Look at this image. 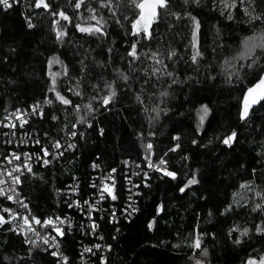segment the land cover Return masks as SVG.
Masks as SVG:
<instances>
[{
	"label": "trees",
	"instance_id": "obj_1",
	"mask_svg": "<svg viewBox=\"0 0 264 264\" xmlns=\"http://www.w3.org/2000/svg\"><path fill=\"white\" fill-rule=\"evenodd\" d=\"M46 2L48 9L36 7V0H9L7 9L0 4V160L11 150L35 154L45 146L51 148L56 140L66 142L72 137L69 132L77 131L75 147L67 146L47 165H30L31 172L25 166L19 173L22 183L15 185L30 214L70 221L60 225L64 236L51 230L59 252L68 257L67 264H194L193 257L200 258L202 251L189 246L196 232L202 234V247L208 249L206 264H245L250 256L264 255V233L256 232L257 226L264 227V208L253 210L257 203L264 205V198L256 195L264 193V106H255L246 121L240 120L242 93L254 82L256 73L245 69L243 78L232 83L225 75L229 71L225 58L234 55L240 41L252 31L244 20L243 5L237 11L222 8L219 0L215 4L213 0H170V11L181 13V18L161 14L151 38L136 35L134 40V13L127 0H82L80 9L74 7L76 0ZM60 10L70 20L53 15ZM227 11L235 19L228 20ZM185 12L201 25L199 47L204 56L196 64L190 60L191 48L186 47L192 23ZM93 14L98 20H91ZM29 22L32 28L27 26ZM98 22L104 33H83L75 27ZM57 30L67 34L57 38ZM133 42L139 53L135 60L128 55ZM172 50L176 54L169 59ZM153 52L159 53L163 64L148 58ZM53 56L62 63L49 66ZM164 65L178 78L177 83L153 74L154 68L164 70ZM114 69L130 79L124 82ZM49 72L55 74L56 90L70 99L71 105H63L55 92L49 91ZM105 82H114L117 90L116 99L108 106L92 100L107 94ZM165 91L168 95L161 96ZM137 94L144 99L143 105L136 100ZM46 98L53 103H44ZM90 100L97 109L94 113L73 107ZM37 102L42 116L32 111ZM201 104H207L211 112L196 131L195 109ZM155 105L168 111L151 119L155 112L144 108ZM17 109L29 116L27 123L21 127L18 121L14 129L33 133L39 144L8 138L9 112L18 113ZM53 115L58 119L52 120ZM81 116L85 122H80ZM232 130L237 131L236 142L224 145L223 137ZM177 135L178 141L173 139ZM149 141L153 149L146 152ZM176 143L180 147L170 151ZM146 156L157 165L163 156L177 177L149 167ZM94 162L98 168L93 167ZM100 172L105 183L114 185L116 199L105 193L103 211L94 214L97 229L93 232L85 222L84 209L97 205L95 176ZM193 174L199 183L180 192ZM74 182L82 209L69 204V188ZM244 182L248 187H241ZM129 199H135L136 211L125 214ZM9 207L13 208V203L0 196V212L6 217L0 224V264H65L62 256H53L55 250L34 233H28L27 239L37 243L25 242V234L16 228L21 218H14L15 224L7 220L4 209ZM245 228L249 231L242 235ZM237 238L240 244L233 242ZM89 248L91 251H86Z\"/></svg>",
	"mask_w": 264,
	"mask_h": 264
},
{
	"label": "snow or ice",
	"instance_id": "obj_2",
	"mask_svg": "<svg viewBox=\"0 0 264 264\" xmlns=\"http://www.w3.org/2000/svg\"><path fill=\"white\" fill-rule=\"evenodd\" d=\"M103 2V0H101ZM194 2L199 3L200 0H194ZM216 0H213V3L215 4ZM109 3H111V0H109ZM128 5L130 8L133 10L134 13V18L131 20V32L133 34V39L135 40L136 35H146L147 37L151 38L152 32L151 29L153 25L158 22L161 19V14H163L164 17L168 16H175L177 19L181 18V13L178 12H172L170 11V0H127ZM185 3H188V0H185ZM220 6L224 9H237L239 11V6L243 5V11H244V20L247 24L252 26V31L249 35L245 36L239 44L238 50L234 55L231 57H226L225 58V65L229 69V71L226 72V81L228 83H232L234 80H240L243 78L245 69L250 70V71H255V76L252 77V80L254 82H250L249 85L246 87V89L242 93V99L240 100V108H239V119L242 121H246L247 118L250 116V111L253 109L255 105H261L262 102H264V63H261L264 61V0H219ZM0 4H2L6 9L10 8L11 5L9 3V0H0ZM43 6V8L48 9L50 8V4L46 2V0H36V7ZM82 6V0H76L74 7L76 9H80ZM90 11L92 13L96 12V9L91 8ZM53 15H59L62 17L64 20H70V17L63 11L60 10L58 13H53ZM184 16H187L189 20L192 23V28L190 30V40L189 44L186 45V47L191 48V55H190V60L193 62V64H196L198 62V58H202L204 56V53L200 50L199 44H200V39H199V32H200V21L192 16L190 13L185 12L183 14ZM226 18L228 20H233L235 19L234 15L232 14L231 11H227L225 13ZM91 20H98V17L93 14L91 17ZM125 19H128L127 16H125ZM99 21L103 22V17H99ZM119 22V21H117ZM55 23V21H54ZM255 24H259V28H255ZM29 28L33 27V24L31 22L28 23L27 25ZM75 27L83 33H104V28L102 27L101 23H96V24H87V25H82V24H76ZM217 32H219V29H217ZM67 33L63 30H57L56 31V36L57 38H60ZM221 47H224L223 44L220 45ZM111 51V49H109ZM213 51H215L213 49ZM175 50H172L168 54V58L171 59L172 56H174ZM128 55L132 58V60H135L138 58L139 53L137 52V44L133 42L130 45V51ZM159 53L158 52H153L151 56H149V59H156L158 64H163V61L158 59ZM132 60L129 61L130 65L132 63ZM241 61H245L247 63H241ZM62 63L56 56H53L52 58L49 59L48 64L49 66L52 65V63ZM164 70L161 68H154L153 69V74L160 73L162 76H168L170 78L174 77V73L171 71H166L167 65H164ZM66 72V68H65ZM114 72L118 74V77L122 79L124 82H127L130 77L125 74L123 71L120 69H114ZM49 76L52 77V82L51 86L49 87V91L55 92L56 98L62 102L63 105H71L72 101L68 98H66L64 95H62L59 91L56 90V78L55 74L49 72ZM189 77H186L188 79ZM178 78H173L171 82L173 84L177 83ZM104 87L108 90L107 94L100 97H93L92 100H99L101 102L102 106H108L110 102L114 101L117 97V90L116 87L114 86V82H105ZM69 91H72V89H69ZM79 95H83L82 93H79ZM168 93L161 92V96H166ZM136 100L141 103L142 105L144 104V99L140 94L136 95ZM44 103L46 104H52L53 101L51 99H45ZM75 110L80 111L84 110L88 113H94L97 109L94 108L92 101L90 100L88 103L83 104V105H74L73 106ZM33 113H35L38 116L43 115V109L40 108L39 102H37L35 105L32 107ZM144 111H152L155 112V116L151 117V119H156L160 116L161 112H167L168 109L164 108L161 109L158 105L153 106V108L148 109L147 107L144 108ZM17 112L19 113L20 110L17 109ZM211 112V109L207 104H201L197 109H195L196 113V131H200L201 128L203 127L204 121L208 118L209 113ZM22 115V113H21ZM52 120H57L58 117L53 115L51 117ZM80 122H85L84 117H80ZM151 122V121H150ZM27 123L26 120L21 119L20 120V125L21 127ZM89 125L91 124V121H87ZM11 127H15L14 124L10 125ZM75 127V125H73ZM103 132V129L100 130ZM69 134L73 137L77 135L75 131H70ZM82 135V134H81ZM149 136L154 135V133L149 132ZM175 140H179V135L173 137ZM237 140V131L232 130L230 133L225 135L222 139V143L227 146H232L234 142ZM35 143L39 144L40 140L37 139L34 141ZM193 144H196V140H192ZM68 148H73L75 147L74 143L68 144ZM53 148L59 149L61 148V144L59 140H56L53 145ZM180 147L179 143H176L170 151H175ZM153 149L152 143L149 141L146 145V152H151ZM42 152L44 153L45 156L49 155V148L48 146H45L42 148ZM27 156V154H24ZM16 159H19V155H16ZM44 164H49L51 161L48 159H43ZM146 159H148V166L152 167L154 169L159 170L161 173H164L165 175L172 177L175 179L177 177V173L175 171H170L167 167V160L164 159L163 156L159 158L158 165L156 163H153L151 161L150 157L146 156ZM27 166V170L29 172L32 171L30 164L28 163V160L26 159L22 164H16L15 168L13 169L12 172H7V175L11 178L13 187L17 184L22 183L20 175L19 174H14L18 173L19 169L21 167ZM93 167H98V165L93 164ZM114 172L115 169H112ZM198 171V170H197ZM3 172H0V177L3 176ZM147 175V173H145ZM5 181L0 178V184H4ZM199 181L196 178V175L193 174L191 178L187 180V183H185L182 187H180L179 191L184 192L185 189H187L190 185L197 184ZM242 188L248 187V182H244L241 185ZM113 188L114 185H110L105 183L103 185V192L100 194L101 198L104 197V194H110L112 195V199H116V196L113 195ZM75 190V189H73ZM11 191V189L9 190ZM234 195H236L234 193ZM257 196H261L264 198V193L257 192ZM0 196H5L6 199L8 200H13L14 196L12 194H9L5 192V189L0 187ZM247 202V201H246ZM23 208L27 209L26 204L21 205ZM232 205H228V209H230ZM264 208V205L257 203L254 205V209H262ZM163 209V205H160V210ZM228 209H225L227 211ZM127 211V209H125ZM132 211H136V209H132ZM4 213H7V220H12L14 224L16 223L15 219L16 217H20L22 220V223L16 224L17 231H21L25 234L26 236V243L35 245L37 243V240L34 239H27V234L28 233H34L37 239L42 240L44 245L49 244V240H56V237H53L51 235L48 236H41L40 232L37 231V229L34 227V225H41L43 226H49L52 228L55 233H57L59 236H64L65 231L64 229L60 226L64 224L65 222L70 223V221H67V218L61 219L60 217H52L49 216L47 218H40L37 216H30L28 214H24L21 216L20 212L14 211L12 208H5ZM211 214V213H210ZM154 220L150 221L148 224L149 228L153 227ZM6 222V217L3 213H0V224H4ZM264 223V222H262ZM93 228L97 227L95 222H93ZM237 231H241L240 229H236ZM233 230H229V234H231ZM249 229L245 228L242 230V235L247 234ZM256 232L258 233H264V227L257 226L256 227ZM214 235V234H213ZM235 244H240L241 239L237 238L233 241ZM189 246L195 250V249H202L200 253V258L193 257L194 264H206V257L208 256V249L207 247H202V234L199 232H196L194 239H191ZM59 247V244L57 243V248ZM96 248H99L100 245L97 244L95 245ZM107 247H111L108 245ZM86 251H91V249H86ZM53 256H62V259L65 261V264H67L68 257L63 256L62 253L59 251H54L51 253ZM245 264H264V255H261L258 259L256 257H248L247 261Z\"/></svg>",
	"mask_w": 264,
	"mask_h": 264
},
{
	"label": "built area",
	"instance_id": "obj_3",
	"mask_svg": "<svg viewBox=\"0 0 264 264\" xmlns=\"http://www.w3.org/2000/svg\"><path fill=\"white\" fill-rule=\"evenodd\" d=\"M29 116V113H15L13 111L9 112V119H10V123L8 125V132H10L8 134V138H10L11 140H16L18 142H20L21 144H25V143H29V141L33 142L35 140L38 139V137L36 135H34L33 133L21 130L23 132L17 133V131L14 129V127H11V124H16L18 121H20L21 119L27 120ZM77 133V131H75ZM74 141V137L72 136L69 140H67L66 142H60L61 144V148L56 149V148H49V155L45 156L44 153L42 152V149L39 150L37 153L35 154H30L29 152L26 153H20L17 150H11L1 161L0 160V172H3V176L0 177L2 178L5 183L4 184H0V187L5 189V192L12 194L14 196L13 200H9L11 203H13V210L20 212L22 215L24 214H28L30 216H33L32 214L29 213L28 208L25 209L23 208L21 205L22 204H26V202L23 200V198L21 197V195L19 194V191L17 190L16 186L13 187L11 178L7 175V172H12L13 169L15 168L16 164H22L26 159L28 160V163L30 165H34V164H42V165H47L43 163V160L41 159V157H43V159H48L50 160V158L59 155L60 153H62L68 144L73 143ZM19 155V159H16V155ZM24 154H27V156H25ZM95 164V162L93 163ZM24 167H21L19 169L18 173H14V174H19L20 171H22ZM98 168V167H96ZM95 168V169H96ZM134 174H135V170L134 168L132 169ZM104 176L103 172H100L98 175L95 176V178H98V188H97V195H96V204L97 205H91V206H87L84 209V217H85V222L88 223V225L91 227V229L93 230V232H95L97 229L96 227L93 228V222H94V214L96 212H101L103 211L102 208H104L103 206V202H104V197L101 198V193L104 191L103 190V185L105 184V179L102 180V177ZM133 177V176H132ZM11 189V191H9ZM75 189V190H73ZM77 193H78V184L77 182H74L71 184L70 188H69V204L70 206H74L76 208L82 209V205L80 204V201H78L77 199ZM135 199H129L127 206L125 204L124 210L127 209V211H125V214H131L130 212H132V209H136V204H135ZM27 205V204H26ZM99 206V207H98ZM19 208V210H18ZM36 216V215H34ZM63 226V225H62ZM65 226V225H64ZM69 227H74L72 224L68 225ZM34 227L37 229V231L40 232L41 236H48L51 235V230L52 228H50L49 226L47 227H42L41 225H34ZM101 238L104 239L103 234H100ZM54 237V236H53ZM37 238V237H36ZM49 247L53 248L55 251H59L57 248V242L56 240H49ZM61 257V256H60ZM61 260H63L61 258Z\"/></svg>",
	"mask_w": 264,
	"mask_h": 264
},
{
	"label": "water",
	"instance_id": "obj_4",
	"mask_svg": "<svg viewBox=\"0 0 264 264\" xmlns=\"http://www.w3.org/2000/svg\"><path fill=\"white\" fill-rule=\"evenodd\" d=\"M255 106H257V105H255ZM255 106H254V107H255ZM254 107H253V109H254ZM253 109H252V110H253ZM252 110L250 111V114H251Z\"/></svg>",
	"mask_w": 264,
	"mask_h": 264
},
{
	"label": "rangeland",
	"instance_id": "obj_5",
	"mask_svg": "<svg viewBox=\"0 0 264 264\" xmlns=\"http://www.w3.org/2000/svg\"><path fill=\"white\" fill-rule=\"evenodd\" d=\"M1 213V212H0ZM258 259V258H257Z\"/></svg>",
	"mask_w": 264,
	"mask_h": 264
}]
</instances>
